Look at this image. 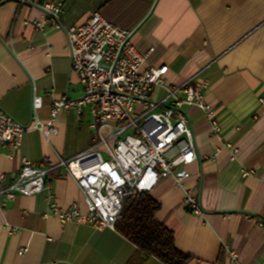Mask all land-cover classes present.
Returning <instances> with one entry per match:
<instances>
[{
	"label": "crops",
	"instance_id": "obj_1",
	"mask_svg": "<svg viewBox=\"0 0 264 264\" xmlns=\"http://www.w3.org/2000/svg\"><path fill=\"white\" fill-rule=\"evenodd\" d=\"M45 1L63 3L66 27L100 12L132 31L140 52L152 49L145 67L167 65L172 85L208 80L205 99L221 132L214 134L202 110L187 107L201 160L189 167L186 187L176 188L173 178H165L150 192L161 205L156 220L174 232L188 264H264V0ZM35 19H44L40 9L16 0L0 4V107L24 126L48 122L55 100L84 93L71 68L66 34L26 23ZM35 95L43 96V105L34 112ZM155 98L165 104L173 100L164 88L155 91ZM92 122L87 110L82 116L62 111L54 122L58 134L49 140L30 129L14 158H8V148L1 149L5 188L13 184L23 158L51 166L43 192L0 197V264H163L116 228L98 230L46 216L53 202L62 208L78 204L86 212L85 195L61 162L96 145ZM245 168L255 174L244 177ZM188 192L199 198L203 216L186 207ZM233 251L238 258L231 262Z\"/></svg>",
	"mask_w": 264,
	"mask_h": 264
},
{
	"label": "built area",
	"instance_id": "obj_2",
	"mask_svg": "<svg viewBox=\"0 0 264 264\" xmlns=\"http://www.w3.org/2000/svg\"><path fill=\"white\" fill-rule=\"evenodd\" d=\"M6 1L0 0V4ZM16 1L43 13V20H28L27 24L40 30L51 26L66 34L71 68L78 74L84 93L78 99L55 100L51 119L46 123L36 120L30 126L22 125L0 107V152L8 148V158H14L24 133L30 129L42 131L48 140L57 135L54 122L62 111L75 110L78 116L89 111L91 128L99 137L90 150L61 162L84 193L86 212L78 204L62 208L53 202L46 216L53 214L61 222L89 223L98 230L115 229L129 197L152 192L165 178H173L176 188L186 187L192 176L189 167L201 160L187 107L202 110L214 134L221 132L213 106L205 99L208 80L191 79L179 86L168 83L167 65L145 67L152 49L140 52L132 42L134 33L116 26L100 12L93 13L85 23L66 27L61 1ZM158 88L169 92L171 103L155 98ZM180 92L184 97L178 95ZM42 105L43 96L35 95L33 111ZM50 166V162L36 166L23 158L10 187L3 186L0 173V197L13 200L17 195L43 192ZM253 174V169L243 170L244 177ZM184 202L191 213L204 215L197 195L188 192ZM25 251L23 248L20 253ZM229 257L234 262L238 254L233 251Z\"/></svg>",
	"mask_w": 264,
	"mask_h": 264
},
{
	"label": "trees",
	"instance_id": "obj_3",
	"mask_svg": "<svg viewBox=\"0 0 264 264\" xmlns=\"http://www.w3.org/2000/svg\"><path fill=\"white\" fill-rule=\"evenodd\" d=\"M160 208V203L149 192L131 196L116 230L147 257H155L163 264H188L190 257L177 248L174 232L156 220Z\"/></svg>",
	"mask_w": 264,
	"mask_h": 264
},
{
	"label": "rangeland",
	"instance_id": "obj_4",
	"mask_svg": "<svg viewBox=\"0 0 264 264\" xmlns=\"http://www.w3.org/2000/svg\"><path fill=\"white\" fill-rule=\"evenodd\" d=\"M72 112L75 113L74 111H72ZM89 131H90L91 139H92L93 143L98 144L99 137L97 135V132L94 129H92V128ZM84 132H87L86 128H84Z\"/></svg>",
	"mask_w": 264,
	"mask_h": 264
}]
</instances>
